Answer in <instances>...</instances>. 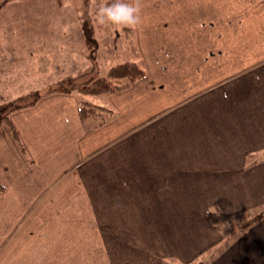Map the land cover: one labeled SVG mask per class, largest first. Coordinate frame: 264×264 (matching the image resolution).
<instances>
[{
	"label": "crops",
	"instance_id": "0c3cea01",
	"mask_svg": "<svg viewBox=\"0 0 264 264\" xmlns=\"http://www.w3.org/2000/svg\"><path fill=\"white\" fill-rule=\"evenodd\" d=\"M136 3L145 76L106 96L107 123L70 92L9 114L24 153L0 123V253L10 236L14 264H185L225 242L212 218L262 212L207 264H264V0Z\"/></svg>",
	"mask_w": 264,
	"mask_h": 264
},
{
	"label": "rangeland",
	"instance_id": "374dc122",
	"mask_svg": "<svg viewBox=\"0 0 264 264\" xmlns=\"http://www.w3.org/2000/svg\"><path fill=\"white\" fill-rule=\"evenodd\" d=\"M102 3L104 0H0V74L7 79L14 76L0 85V107L9 103L5 98L20 95L10 102L12 108L21 109L60 89L73 93L79 102L102 106L107 95L84 94L80 88L92 78L105 76L110 68L130 62L133 44L131 25L96 22L95 10ZM86 38L93 43L86 45ZM80 72L83 75L74 78ZM50 83L53 85L47 86ZM14 110L7 112L8 121ZM3 119L0 114V123ZM238 219L212 218L226 235L225 242L185 264H207L232 247L235 238L247 232L231 231ZM9 237H4L6 251L0 253V264H14L3 259L8 257ZM172 264L184 263L174 260Z\"/></svg>",
	"mask_w": 264,
	"mask_h": 264
},
{
	"label": "trees",
	"instance_id": "16d2710c",
	"mask_svg": "<svg viewBox=\"0 0 264 264\" xmlns=\"http://www.w3.org/2000/svg\"><path fill=\"white\" fill-rule=\"evenodd\" d=\"M91 43H93V41L89 38H86V45L89 46L91 45ZM144 76V71L140 69L136 63L127 62L110 68L107 74L103 77L92 78L88 80L85 85L80 88V91L84 94L90 95L108 96L112 94H117L131 88L137 80L143 78ZM62 91L63 89H60L59 92ZM11 104L12 103L9 102L8 104L1 106L0 114L4 117V124L11 132L13 141L19 147L21 153H24V149L19 140V136L6 117L7 112H9L10 110L18 109V107L12 108ZM110 112V110L90 103H81L79 106V113L83 120L90 118L92 120L99 121L96 127L102 126L103 124L107 123V121L109 120L107 118L110 116ZM261 218L262 212L252 215L250 217H245L242 220H238L231 228V231H233L234 229H239V231L243 233L251 226L255 225L258 221H260ZM242 236H245V234L237 237Z\"/></svg>",
	"mask_w": 264,
	"mask_h": 264
},
{
	"label": "clouds",
	"instance_id": "9594fccd",
	"mask_svg": "<svg viewBox=\"0 0 264 264\" xmlns=\"http://www.w3.org/2000/svg\"><path fill=\"white\" fill-rule=\"evenodd\" d=\"M139 12L136 0H104L95 10V20L98 24L132 25L138 22Z\"/></svg>",
	"mask_w": 264,
	"mask_h": 264
}]
</instances>
